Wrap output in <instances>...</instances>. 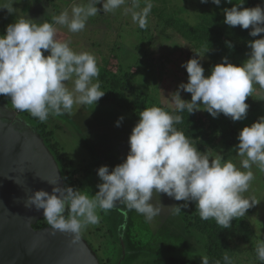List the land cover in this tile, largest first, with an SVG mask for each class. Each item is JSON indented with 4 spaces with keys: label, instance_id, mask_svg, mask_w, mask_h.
<instances>
[{
    "label": "clouds",
    "instance_id": "obj_1",
    "mask_svg": "<svg viewBox=\"0 0 264 264\" xmlns=\"http://www.w3.org/2000/svg\"><path fill=\"white\" fill-rule=\"evenodd\" d=\"M18 2L0 0V9L13 14L16 9L12 5ZM200 2L208 3V0ZM125 3L126 0H87L86 4H73L70 12L64 9L51 22L16 18L6 26L5 34L0 35V96L9 98L16 110L27 112L41 122L50 115L72 114L75 105H96L105 95L98 79L96 57L90 52H76L70 47V40L58 39L56 25L78 33L85 30L90 17L100 11L114 12ZM140 3L141 0H131L126 11L131 12L133 21L143 29L153 4L144 0V7L140 8ZM211 3L220 5L221 0ZM226 3L233 5L223 9L226 25L250 29L252 37L264 34V7H243L244 0L238 3L226 0ZM97 5L102 8L98 9ZM227 46L233 47L230 42ZM247 47L250 52L241 65H233L223 57L208 76L204 75L198 58L185 62L182 67L186 69L188 82L180 83L171 93L174 111L192 114L205 110L213 118L223 114L232 121L245 119L249 107L245 100L252 96L254 85L264 89V36L248 41ZM180 90L190 93L191 100L181 99ZM138 116L128 138L125 160L111 171L106 165L97 169L101 183L96 185L98 191L94 195H89V190L48 181L53 185L51 192L34 191L27 197L25 207L42 210L52 229L78 238L90 225L99 223L100 211L112 210L118 204L142 215L146 222L153 221L165 208L158 198L161 193L184 202L171 206L173 211L181 212V208L194 202L201 220L213 219L222 229L230 228L233 219L245 216L259 202L243 194L254 179L252 166L264 171V116L243 127L238 134L239 143L233 150L241 158L240 167L219 154L213 158L200 152L175 127L182 122L180 115L152 106L144 108ZM123 119L119 117L115 126L119 127ZM255 252L264 264V239L257 241ZM223 260L224 264H232L227 255ZM200 264H209V257L200 256Z\"/></svg>",
    "mask_w": 264,
    "mask_h": 264
},
{
    "label": "rangeland",
    "instance_id": "obj_2",
    "mask_svg": "<svg viewBox=\"0 0 264 264\" xmlns=\"http://www.w3.org/2000/svg\"><path fill=\"white\" fill-rule=\"evenodd\" d=\"M86 2L19 0L12 5L16 9L13 14L0 9V35L5 34L6 26L18 17L30 18L35 23L51 22L52 17L64 9L70 12L73 4ZM151 3L153 7L143 29L133 21L131 12L126 11L131 0H126L114 12L100 11L90 17L81 32L71 33L67 27L56 25L58 39L70 40V47L76 52H90L96 57L100 70L98 79L101 90L105 91L96 105H75L72 114L50 115L45 122L14 108L30 119L49 146L51 142L57 143L75 188L89 190V195L98 191L96 185L101 181L97 169L100 166L106 165L111 171L125 160L129 151L128 138L138 122L140 111L153 104L174 115L171 93L180 83L188 82V74L182 67L185 62L198 58L205 76L210 74L214 65L221 63L223 57L239 66L248 58L250 49L247 42L264 36L252 37L250 29L226 25L223 9L231 5L226 0H221L220 5L211 3V0L208 3L200 0H151ZM143 7L144 0H141L140 8ZM97 8H102V5H97ZM200 27L222 33V38L227 37L238 49L234 46L229 49L225 40L216 44L208 34L198 33ZM44 55L48 53L44 52ZM68 87H72L71 82H68ZM254 89L252 96L245 100L249 107L243 120L232 121L223 114L213 118L205 110L195 111V117L203 126H207L210 120H216L222 127L213 147L206 145L203 137L190 139L200 152H206L213 158L219 154L240 167L241 158L233 150L239 143L238 134L243 127L264 116V89L259 85H254ZM180 96L185 101L191 100V94L183 90H180ZM1 98L7 100L4 96ZM119 117L124 119L116 127ZM209 131L205 128L204 136ZM251 171L254 179L243 195L259 202L249 208L245 216L239 217L240 223L232 220L228 229H222L213 220L220 230L219 241L215 243L219 254L216 260L207 251L214 249V245L210 247L206 240L213 237L212 231L200 232L191 226L185 232L183 225L186 221L182 220L180 212L170 208L184 202L162 193L158 198L165 208L153 221L146 222L142 215L118 204L112 210L100 211L99 223L90 225L81 234L91 245L97 246L99 251L95 252L99 264L102 260L118 264H156L155 261L157 264H200L202 255L210 257L209 264H215L217 260L224 264L225 255L231 258L232 264H261L255 249L257 241L264 239V171L256 165ZM156 199L154 196L153 202ZM189 211L198 223L205 221L199 217L194 202H189L187 208H181L182 214ZM36 224L48 225L44 218ZM115 245L118 246L116 249ZM95 246H92L94 250ZM180 258L183 261L179 262Z\"/></svg>",
    "mask_w": 264,
    "mask_h": 264
},
{
    "label": "water",
    "instance_id": "obj_3",
    "mask_svg": "<svg viewBox=\"0 0 264 264\" xmlns=\"http://www.w3.org/2000/svg\"><path fill=\"white\" fill-rule=\"evenodd\" d=\"M65 184L55 151L30 119L0 97V264H99L82 236L34 227L41 211L25 207L36 190Z\"/></svg>",
    "mask_w": 264,
    "mask_h": 264
},
{
    "label": "trees",
    "instance_id": "obj_4",
    "mask_svg": "<svg viewBox=\"0 0 264 264\" xmlns=\"http://www.w3.org/2000/svg\"><path fill=\"white\" fill-rule=\"evenodd\" d=\"M237 1H239V0H233V2H235V3ZM243 5H244V7H247V8L255 7L257 5L264 7V0H244ZM232 6L233 5L231 4L230 8ZM201 31L204 32V34H208L210 38H213L214 42L216 44H218V43L221 44L222 43L221 41H224V40H225V42H227V41L229 42L227 37H224V39L222 38V36H223L222 33L221 34L214 33V32H212V30L205 29L203 27H200V29L198 30V33H201ZM234 47L236 49H238V47H236V46H234ZM124 74H125V76H127L126 73H124ZM0 97H2V96H0ZM8 99L9 98H7V100ZM152 106H154V105L151 104L149 107H152ZM174 115H180L182 117V122L179 124H176L175 127L177 128V130L182 131L187 138L192 139V138H196V137H203L205 139L204 141L206 142V145L211 146V147L214 146V141H215L216 137L221 133V130H222V127L220 126L219 122L217 123L216 120H210L207 126H203V124L200 122V120L195 117V112L192 114H188L187 111L174 112ZM205 128L210 130L206 136H204ZM47 138L49 140L48 136H47ZM50 146L55 151L58 159L60 160L64 175H65V184L68 186L75 187V183H73L71 173L69 172L67 163H65L63 160L65 158L62 157L61 152L59 151V148L57 147V143L51 142ZM191 205H192V203H191ZM180 214H181L182 220L186 221V223L183 225L185 232L188 231L191 226L198 229L200 232L203 230L204 231H208V230L212 231L213 237H209L206 240H207L208 244L210 245V247H211V245H214L212 247L214 249L213 250L209 249L207 251L210 253V257H212L216 260L217 256H219V254H217L218 250L215 249V247H216L215 243H218V241H219L220 230L218 229V227L215 224V222L213 221V219L210 221H204L203 223L200 224L197 221H195V216L191 211H189L187 214H184V213L182 214V212H180ZM66 215H67V213H66ZM233 220H234L233 222H237V223L241 222V219L239 217H237ZM34 227H41V226H38L37 224H35ZM115 240H117V242H118L117 238ZM91 246L94 247L95 245H93V243H92ZM116 247H118V246L115 245V249H116ZM95 248H96L95 251H97L98 250L97 246H95ZM171 258H172V256H171ZM102 261L103 262L101 264H118L116 261H115V263H113V262L111 263L108 260H102ZM180 261H183V259L180 258L179 262ZM155 263L157 264L156 261H155Z\"/></svg>",
    "mask_w": 264,
    "mask_h": 264
}]
</instances>
